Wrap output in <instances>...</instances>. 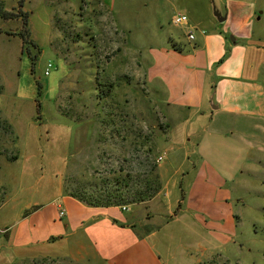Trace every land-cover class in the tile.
Masks as SVG:
<instances>
[{
	"label": "rangeland",
	"instance_id": "374dc122",
	"mask_svg": "<svg viewBox=\"0 0 264 264\" xmlns=\"http://www.w3.org/2000/svg\"><path fill=\"white\" fill-rule=\"evenodd\" d=\"M19 1L0 0V13L9 15L0 14V227L27 205L59 202L62 194L125 207L139 195L155 198L162 190L157 158L164 154V164L169 156V95L147 84L144 73L150 47L176 34L155 22L162 0H21L20 8ZM206 1L213 12L227 7L231 25L247 34L248 62L258 47L264 81V0ZM18 8L28 13L34 45L19 36ZM216 138L206 141L216 153L241 152ZM251 154L256 164L258 153ZM261 165L245 164L237 177L239 223L229 244L215 246L214 264H264V154Z\"/></svg>",
	"mask_w": 264,
	"mask_h": 264
},
{
	"label": "crops",
	"instance_id": "0c3cea01",
	"mask_svg": "<svg viewBox=\"0 0 264 264\" xmlns=\"http://www.w3.org/2000/svg\"><path fill=\"white\" fill-rule=\"evenodd\" d=\"M180 3L160 2L155 22L159 29L167 23L176 34L167 32L164 46L150 47L144 73L147 84L169 95L168 162L161 163L162 154L157 166L161 192L126 207H94L65 194L59 202L27 205L10 226L0 227V264L44 258L76 264H214L215 246L235 237L237 177L245 164L261 168L264 154L262 61L257 46L254 61H247L248 36L231 25L227 7L213 12L206 0ZM178 13L187 24L172 23ZM189 27L192 41L186 38ZM211 137L236 144L241 152L216 153L206 142ZM251 152L258 153L256 164ZM229 158L234 170L226 168Z\"/></svg>",
	"mask_w": 264,
	"mask_h": 264
},
{
	"label": "trees",
	"instance_id": "16d2710c",
	"mask_svg": "<svg viewBox=\"0 0 264 264\" xmlns=\"http://www.w3.org/2000/svg\"><path fill=\"white\" fill-rule=\"evenodd\" d=\"M19 4V8L22 6V1L20 0L18 2ZM18 8V13H19V18L21 19L22 21V25H23V33H19V36L20 38L22 39L23 41V44L26 46L27 44H31V45H34V43L29 39V31L27 29V19H28V13L27 12H22L20 9ZM2 14V13H0ZM6 13H3L2 16H4ZM6 16H9L8 14H6ZM153 170V169H152ZM154 179L157 180L158 179V176L157 175H154ZM156 191V190H155ZM152 197V195H148L147 197H144V195L142 196H138L136 197L137 199H135L133 201V203H140V202H143L145 200H149L150 198ZM79 201V200H78ZM90 206H94V207H108V206H118V204H114V203H110L109 202V199L105 200V202H96V203H90L88 204Z\"/></svg>",
	"mask_w": 264,
	"mask_h": 264
},
{
	"label": "built area",
	"instance_id": "2783aa9c",
	"mask_svg": "<svg viewBox=\"0 0 264 264\" xmlns=\"http://www.w3.org/2000/svg\"><path fill=\"white\" fill-rule=\"evenodd\" d=\"M172 23L175 25V26H179V25H183V24H187V17L184 15V14H175L173 17H172ZM194 29H192V27H189L187 32H186V38L189 40V41H192L194 40ZM51 68V64L48 63L45 70H44V75L47 76L49 74V70ZM158 161L160 160V158L157 159ZM124 209V207H123ZM58 215L59 217H63L64 216V212L62 210H59L58 211Z\"/></svg>",
	"mask_w": 264,
	"mask_h": 264
}]
</instances>
